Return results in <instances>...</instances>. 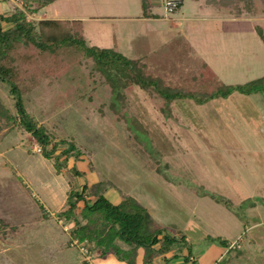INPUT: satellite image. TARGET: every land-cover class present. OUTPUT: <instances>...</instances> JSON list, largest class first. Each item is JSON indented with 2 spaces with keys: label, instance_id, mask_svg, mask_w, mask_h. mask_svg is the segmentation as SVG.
Here are the masks:
<instances>
[{
  "label": "rangeland",
  "instance_id": "1",
  "mask_svg": "<svg viewBox=\"0 0 264 264\" xmlns=\"http://www.w3.org/2000/svg\"><path fill=\"white\" fill-rule=\"evenodd\" d=\"M21 1L0 0V13H11ZM148 1L151 17L143 16L140 0H55L41 12L49 17L57 9L60 18L81 19L90 44H118L123 55L142 57L147 70L166 82H193L202 61L225 84L264 75V43L253 28L254 21L264 24V0H254L253 18H233L205 0H182L172 11L166 9V0ZM27 18L35 20L32 14ZM57 91L43 84L27 103L28 112L50 132L55 130L47 111ZM0 100L15 112L2 82ZM129 105L136 129L157 145L175 170L182 169L207 190L236 203L253 202V208L242 210L246 226L209 197L160 178L156 164L133 143L125 124L111 122L97 102L67 103L60 109L76 111L91 141L77 142L82 155L71 156L58 172L54 158L44 156L29 133L9 130L0 119V264H87L79 248L70 246V229L63 230V225L69 226L56 214L70 188L80 190L84 183L100 180L114 184L107 192L112 202L124 194L150 197L157 224H184L195 241L207 234L231 238L241 233L246 247L251 239L264 246V224L248 228L254 216L264 221V93L234 92L202 104L175 102L172 119L158 113L139 89ZM64 147L60 144L55 154ZM71 167L80 174H73ZM92 253L95 264L99 252Z\"/></svg>",
  "mask_w": 264,
  "mask_h": 264
},
{
  "label": "trees",
  "instance_id": "2",
  "mask_svg": "<svg viewBox=\"0 0 264 264\" xmlns=\"http://www.w3.org/2000/svg\"><path fill=\"white\" fill-rule=\"evenodd\" d=\"M54 1L22 0L21 6L14 7L11 13H0V82L8 86L15 109L11 112L0 100V119L8 129L29 133L40 146L41 153L54 158L58 172L71 156L82 155L76 148L77 142L91 141L76 111L71 108L61 110L60 107L67 103L97 102L100 113L107 115L111 122L125 124L132 133L133 143L156 164L160 178L182 186L198 197L207 196L244 219L242 210L253 208V202L236 203L218 192L207 190L182 169L175 170L162 158L157 145L136 129L129 104L133 93L139 89L158 113L165 119H172L175 102L192 100L202 104L215 98H226L234 92L244 95L264 93V75L242 84H225L211 66L202 61L193 82L163 81L147 70L142 57L123 55L118 44L110 48L90 44L81 19L27 18ZM140 1L143 16L151 17L147 13L149 1ZM205 3L227 10L233 18L257 15L254 0H205ZM4 24L8 26L4 27ZM253 28L264 43V24L254 21ZM43 84L59 90L51 97L47 111L55 132H50L27 110L28 101ZM60 144L65 147L55 154ZM71 171L80 174L74 167ZM114 187V184L100 180L84 183L80 190L70 188L64 207L56 214L57 219L69 226L70 237L79 242L86 240L90 251L99 252L98 257L113 254L125 264H153L157 255L170 248L178 251L186 248L182 264H188L196 249L186 241L187 233L157 224L148 207L132 195L124 194L119 202H111L106 193ZM204 240L206 244L216 242L223 247L229 246V242L220 236L207 235ZM233 251L227 263L219 261L216 264H264L263 258L247 256L239 249Z\"/></svg>",
  "mask_w": 264,
  "mask_h": 264
},
{
  "label": "crops",
  "instance_id": "3",
  "mask_svg": "<svg viewBox=\"0 0 264 264\" xmlns=\"http://www.w3.org/2000/svg\"><path fill=\"white\" fill-rule=\"evenodd\" d=\"M41 11L38 12L37 14H32L35 17L34 18L35 20L42 19V18H48V17H46L47 16L46 13H43ZM50 12L53 14V16H49V17L60 18L57 16L58 12H59L57 9H54ZM61 19H65V18H61ZM83 26H84V24H83ZM106 195H107V193H106ZM132 196L136 197L140 202H142L146 207H148L149 211H151L150 207H152L154 205V202L152 203L153 200L150 197L145 196V195H140V197L144 198V200H145V202H143V200L141 198H139L138 195L134 194ZM146 197H148L149 200L145 199ZM65 198H66V196L64 197V200H62L61 207L64 205ZM119 200L117 202H119ZM117 202H113V203H117ZM241 220L244 222L243 225L246 226L245 218L241 219ZM57 222L59 224L63 225L61 220L57 221ZM263 224H264V221L262 220V218L260 216H254L252 219V224L248 228L254 229L256 227L262 226ZM179 226H181V227L180 228L174 227V229H179V230L185 231L183 229L184 224H181ZM68 229L69 228H67L66 226L63 225V230L65 232ZM236 233H237V231H236ZM240 234L241 233H237L236 236L233 235L234 237H231V238L229 236L224 237L222 235H217V236H220L221 238L226 239L229 242L228 247L220 246L216 242L206 244V240H204V238L209 234L203 236L202 238H200L197 241L192 239L187 234L188 237H186V241L190 243V245L193 249L194 248L196 249L193 252V254L190 256L188 264H216L219 261H223V263H227L229 261L228 259L234 254L233 249L242 250L245 255L250 256V257H257V258H263L264 259V253H260L259 248H258V246H260V248H262V247L264 248V246H261L260 244H258L259 240L258 239L249 240L248 247H246V243L244 242V240L242 239ZM68 235H69V239H71L70 233H68ZM210 236H213V235H210ZM217 236H213V237H217ZM71 240H74V239H71ZM202 241H205L204 246L201 243ZM232 243H235L234 247L231 246ZM70 246H74V245H71V242H70ZM186 254H187L186 248H183L181 251L175 250L174 248H170L165 253L157 255L153 260V264H182L184 261L183 260L184 255H186ZM80 260H81V258H80ZM81 263H82V261H81ZM95 264H125V263L117 260L113 254H108L105 257H98L97 259H95ZM138 264H140V263H138Z\"/></svg>",
  "mask_w": 264,
  "mask_h": 264
},
{
  "label": "built area",
  "instance_id": "4",
  "mask_svg": "<svg viewBox=\"0 0 264 264\" xmlns=\"http://www.w3.org/2000/svg\"><path fill=\"white\" fill-rule=\"evenodd\" d=\"M179 4L178 0H166V9L168 11H172L177 7ZM71 245L77 246L79 248V251L81 252L83 262H86L87 264H93V257L95 254H93L90 251L88 242L84 240L83 242H79L78 240L74 239L71 241ZM232 247L235 246V243L231 244Z\"/></svg>",
  "mask_w": 264,
  "mask_h": 264
}]
</instances>
